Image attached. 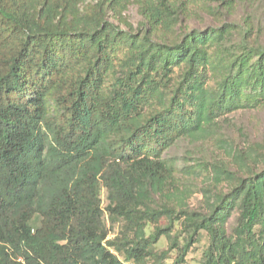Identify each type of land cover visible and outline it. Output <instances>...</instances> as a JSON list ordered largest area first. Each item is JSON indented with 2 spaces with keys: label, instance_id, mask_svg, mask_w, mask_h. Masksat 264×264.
<instances>
[{
  "label": "trees",
  "instance_id": "1",
  "mask_svg": "<svg viewBox=\"0 0 264 264\" xmlns=\"http://www.w3.org/2000/svg\"><path fill=\"white\" fill-rule=\"evenodd\" d=\"M86 1L0 0V264H145L177 207L190 230L173 264L201 232L202 264H264V150L215 167L199 212L184 193L172 208L149 205L173 178L162 155L176 142L208 139L219 119L264 104V49L218 57L226 26L154 36L205 3L230 12V0ZM132 1L146 31L108 18ZM106 214L124 222L121 235L109 237ZM162 217L166 229L147 238Z\"/></svg>",
  "mask_w": 264,
  "mask_h": 264
},
{
  "label": "rangeland",
  "instance_id": "2",
  "mask_svg": "<svg viewBox=\"0 0 264 264\" xmlns=\"http://www.w3.org/2000/svg\"><path fill=\"white\" fill-rule=\"evenodd\" d=\"M88 3H95V0H87L86 4ZM217 4L219 3L209 2L200 9L183 11L179 22L170 33L155 31L154 36L177 41L184 31L194 27L206 29L226 26L230 34L226 45L220 48L218 57L224 58L223 55L229 52H241L244 46L264 49V0H230V12ZM107 15L110 21L124 30L142 32L148 29L144 26L143 17L136 2H130L121 15L111 12H107ZM246 31L248 43L242 44L243 34ZM216 75L221 77V73ZM49 106L54 112L53 104L50 103ZM259 145L260 149H258ZM251 146L256 147L257 151L264 150V104L256 109L238 110L219 119L208 139L184 138L176 142L162 155L166 164L173 170V178L165 193L152 194L149 205L155 210L167 206L172 208L171 205L177 204L175 199L178 194L184 193V209L190 213L199 212L205 208L203 192L206 187L211 188L209 179L218 169L215 167L238 169L240 164L235 161L234 152L248 150ZM257 153L254 152L255 155ZM220 186L221 190L225 191L227 183H222ZM101 199L102 206L106 207L107 190L102 189ZM173 217L170 230L157 241L151 240L152 257L148 258L145 264H173L186 243L190 230L186 217L180 213L178 207L173 209ZM104 220L111 239L121 235L124 226L122 220L112 222L107 214ZM168 224L169 220L162 217L157 224L147 226L145 236L148 238L157 228L166 229ZM234 225L235 221L231 220L228 227L232 228ZM197 239V243L185 257L184 264H202L203 253L208 247L209 239L205 232H201ZM172 246L176 248L173 249Z\"/></svg>",
  "mask_w": 264,
  "mask_h": 264
},
{
  "label": "built area",
  "instance_id": "3",
  "mask_svg": "<svg viewBox=\"0 0 264 264\" xmlns=\"http://www.w3.org/2000/svg\"><path fill=\"white\" fill-rule=\"evenodd\" d=\"M127 264H133V263H127Z\"/></svg>",
  "mask_w": 264,
  "mask_h": 264
}]
</instances>
